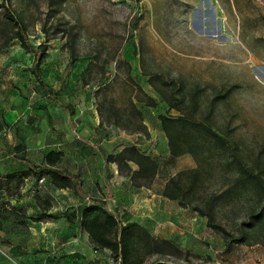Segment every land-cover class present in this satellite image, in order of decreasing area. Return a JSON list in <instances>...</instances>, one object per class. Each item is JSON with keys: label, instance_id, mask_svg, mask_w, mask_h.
<instances>
[{"label": "rangeland", "instance_id": "rangeland-1", "mask_svg": "<svg viewBox=\"0 0 264 264\" xmlns=\"http://www.w3.org/2000/svg\"><path fill=\"white\" fill-rule=\"evenodd\" d=\"M18 17L28 47L15 36ZM37 55L41 81L31 69ZM16 93L22 102L57 106L71 124L80 110L91 107L100 124L145 138L147 127L145 135L122 126L140 122L136 109L143 122V110L152 107L147 95L163 105L164 96L181 99L178 109L165 113L206 118L233 140L241 161L264 180V0H0L5 107ZM185 130L194 133L195 128L188 123ZM7 138L0 133V145ZM220 146L210 149L221 152ZM12 157L13 166L6 161L5 168L30 163V158ZM200 159L207 170L197 189L203 199L188 196L182 207L191 215L180 226L165 223L150 231L178 247L159 258L180 264H239L247 257L258 262L264 255V244L256 242L264 240V216H256L260 206L264 209L263 189L250 182L227 192L224 159ZM197 164L194 158L186 169ZM72 193L53 188L52 201L38 200L41 212L31 217L40 219L33 220L30 201L24 209L0 192V264H119L109 249L92 248ZM194 204L210 208L230 238L244 232V241L225 242L191 208ZM58 218L59 226L69 222L73 232L56 236L43 229L42 222Z\"/></svg>", "mask_w": 264, "mask_h": 264}, {"label": "crops", "instance_id": "crops-1", "mask_svg": "<svg viewBox=\"0 0 264 264\" xmlns=\"http://www.w3.org/2000/svg\"><path fill=\"white\" fill-rule=\"evenodd\" d=\"M10 98L9 106L6 107L0 98V133L8 137L0 145V172L42 165L45 152L53 149L62 152L57 167L75 178L71 187L59 188L47 177L41 182L33 175L26 177L19 192L14 196H6V199L24 209L30 201V217L40 214L37 203L40 198L52 201L53 188L62 192L75 191L72 194L79 201V207H75L79 213L84 205L100 202L120 221H136L149 228V231L165 223L180 226L191 215L177 200L163 194L165 184L171 176L194 164V158L188 152L178 155L170 153L159 118L167 110L163 104L156 103L150 110H143V123L148 129L149 137L134 133L133 138L134 134L100 124L98 114L91 107L89 111L80 110L79 117L72 116V119H78L71 124L66 113L61 112L55 105L42 104L38 107L33 102H22L18 93ZM131 145L157 162L156 172L147 186L132 185L129 175L121 173L116 162L105 158L106 154H115ZM14 153L22 156L23 161L25 157L30 158V163L5 168L6 161L13 166ZM177 157L183 160H178ZM129 165L132 169L137 168L133 162H129ZM192 218L195 221L196 217ZM60 219L42 222L43 229H51L56 236H67L69 232H73V228H69L72 225L69 222L59 226L62 223ZM198 220L204 223L201 217ZM86 235L88 237L87 233ZM257 261L247 257L238 263L264 264V255L262 258L258 257Z\"/></svg>", "mask_w": 264, "mask_h": 264}, {"label": "trees", "instance_id": "trees-1", "mask_svg": "<svg viewBox=\"0 0 264 264\" xmlns=\"http://www.w3.org/2000/svg\"><path fill=\"white\" fill-rule=\"evenodd\" d=\"M16 22L18 29L15 32V36L23 46L28 47L23 36L24 26L20 17L17 18ZM31 69L37 79L41 81L38 74L39 55L36 56V61ZM164 100L166 102L163 103L167 110L177 108L182 102L181 99H172L165 96ZM146 104L155 106L156 102L147 95ZM193 105L195 108L196 104ZM135 113L139 116L140 122L136 126L129 127L126 125L122 126V128L128 131L143 132L148 135L146 126L142 122L141 112L136 109ZM159 118L167 137L170 153L178 155L188 152L198 162L197 166L180 170L171 176L165 184L164 196L177 200L180 206L188 205V196L194 200H202L203 197L197 195V189L201 187L207 170L201 166L200 158H202L204 163H209L218 155L221 159H224L225 163L224 179L226 180L227 192L245 188L250 182H258L264 193V180L255 173L251 166L241 161L233 140L228 136L222 137L213 129L212 124L206 118L196 121L191 120L184 114L171 116L166 113L160 114ZM129 121L127 120L128 123ZM188 123H191L195 128L194 133H189L185 130ZM218 143L221 145L222 151H212L210 149L211 145L217 146ZM61 155V151L49 149L43 155L42 165H32L26 169L9 170L5 173L0 172V192L6 196L16 195L24 179L30 175L36 178L47 177L59 188L71 187L75 178L57 167V162ZM105 158L116 162L118 170L125 175H129L134 186L149 185L157 169V162L134 145L125 147L115 154H106ZM129 162L136 164L137 168L132 169ZM191 208L200 215L205 216L207 226L220 233L225 242L244 241V232H240L238 237L230 238L229 232L214 221L210 208L203 210L197 204H194ZM263 213V206H260L256 216L258 218L262 217L264 216ZM29 218L33 220L40 219V217ZM79 224L88 234L92 248L94 250L109 249L112 258L119 264H180L159 258V256H163L167 252V249L178 250V247L170 240L154 237L145 226L136 221H120L112 212L106 209L103 203L94 202L84 205L80 211ZM256 242L264 244L263 239H258ZM208 259L210 258L208 257ZM90 264H97V262L90 261Z\"/></svg>", "mask_w": 264, "mask_h": 264}, {"label": "built area", "instance_id": "built-area-1", "mask_svg": "<svg viewBox=\"0 0 264 264\" xmlns=\"http://www.w3.org/2000/svg\"><path fill=\"white\" fill-rule=\"evenodd\" d=\"M44 179V177L38 178V182H41Z\"/></svg>", "mask_w": 264, "mask_h": 264}]
</instances>
